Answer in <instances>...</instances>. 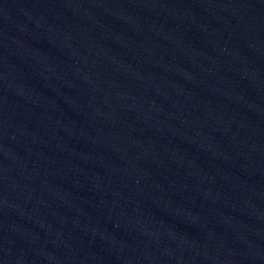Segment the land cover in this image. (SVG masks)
I'll return each mask as SVG.
<instances>
[{"label": "water", "instance_id": "water-1", "mask_svg": "<svg viewBox=\"0 0 264 264\" xmlns=\"http://www.w3.org/2000/svg\"><path fill=\"white\" fill-rule=\"evenodd\" d=\"M0 264H264V0H0Z\"/></svg>", "mask_w": 264, "mask_h": 264}]
</instances>
